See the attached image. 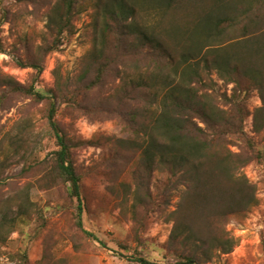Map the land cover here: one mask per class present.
I'll return each instance as SVG.
<instances>
[{"label":"rangeland","instance_id":"obj_1","mask_svg":"<svg viewBox=\"0 0 264 264\" xmlns=\"http://www.w3.org/2000/svg\"><path fill=\"white\" fill-rule=\"evenodd\" d=\"M96 1L77 5L72 30L64 32L61 44L44 57L43 70L34 83L36 89L54 88V73L71 89L83 86L79 80L83 69L81 58L92 48ZM49 2L0 0L3 17L0 69L25 85L35 74L31 67L20 66L18 61L26 63L33 52L39 56V45H43L45 38L49 41L45 27ZM210 4V0H178L171 7L160 5L158 11L142 6L144 9L139 10L137 20L149 26L157 22L160 38L179 51L188 37H193L194 44L206 38L203 33H197L202 31L200 18L210 11ZM209 41L207 38L203 45ZM196 61L203 71L202 79L193 85L205 89L216 104L230 110L235 82H224L213 67L207 71L201 56L191 60ZM144 65L139 57H128L110 70L95 88L82 87L78 102L72 104L66 94L63 99L56 98L55 118L65 134L85 141L72 149L71 159L80 175L86 203L81 215L82 225L98 240L85 237L74 225V202L68 196L67 185L42 179L56 148L45 121L48 100L36 101L14 94L4 108H0V219L14 215L20 201L19 192L24 187L29 189L30 200L20 225L12 231L11 226H0L5 238L0 245L1 264H138L132 259L138 256L168 264L181 259L180 253L169 248L167 240L173 225L172 211L179 204L183 186L174 177L168 182L159 167L147 182L148 195L145 188L139 189L133 183L137 146L144 142L140 122L152 113L155 103L142 100L138 93L122 94L117 90V83L122 76L137 78ZM169 75L172 80V73ZM162 83L160 81V87ZM236 91L239 96L234 100L248 111L242 120V134L250 137L261 153L259 160L242 168L255 185L258 201L246 217L227 223L226 229L237 239L233 249L218 253L202 264H264V128L257 133L253 123V112L261 105V99L256 88L245 93ZM198 124L212 134L204 124ZM238 133L225 134L226 146L236 153L243 144V135L239 130ZM16 135L28 142L26 146L38 160L45 158L47 162L41 161L39 166L21 173L34 156L22 157L21 150L15 157L2 161L3 150H9L10 139ZM10 197L14 199L11 204L6 202Z\"/></svg>","mask_w":264,"mask_h":264},{"label":"trees","instance_id":"obj_2","mask_svg":"<svg viewBox=\"0 0 264 264\" xmlns=\"http://www.w3.org/2000/svg\"><path fill=\"white\" fill-rule=\"evenodd\" d=\"M90 1L50 0L45 23L49 41L45 38L43 45H39V56L33 52L26 63L18 61L20 66L31 67L35 75L25 85L0 69V108H4L8 98L14 94L36 101L48 100L45 121L56 148L42 179H51L53 183L61 181L67 185L68 196L74 202V225L85 237L98 240L92 232L83 228L81 215L86 203L80 175L71 159L72 149L85 141L65 134L55 118L56 98L63 99L66 94V98L74 104L78 102L82 87L95 88L119 62L131 56L139 57L145 64L140 75L137 78L122 76L117 90L122 94L138 93L142 100L155 103L147 120L140 122L144 142L137 146L138 155L133 161L135 186L145 188L148 195L147 182L158 167L168 182L174 177L183 186L179 204L172 211L173 225L167 240L169 248L180 253L181 259L168 264H202L218 253L230 252L237 239L226 229L227 223L231 219L246 217L258 201L255 185L245 176L242 168L259 160L261 153L255 149L250 137L242 134V120L248 111L234 99L239 96L236 90L243 93L252 88L258 90L261 105L253 112V123L255 131L262 132L264 0H210V11L200 18L202 31L200 29L197 33H203L206 38L202 43H197L195 39L194 44L193 37H188L179 51L160 38L157 22L149 26L137 20V14L143 7L158 11L160 5L171 7L178 0H97L93 4L92 48L81 58L83 69L79 80L83 86L71 89L54 73V88L46 91L36 89L34 83L43 70L45 55L61 44L64 32L72 30L77 5ZM2 21L0 15V32ZM207 38L210 43L203 45ZM2 50L0 39V52ZM196 56H201L207 71L213 67L224 82H235L230 110L216 104L215 98L205 89L193 85L202 79L203 71L198 68V61L191 62ZM164 70L167 72L163 73ZM169 73L173 75L172 80H169ZM160 81L163 82L162 87ZM194 119H198L212 134ZM238 130L243 135V144L240 152L236 153L226 146L225 134H235ZM10 140L9 150H3L2 161L15 157L21 150L22 157L34 156L32 163L21 173L39 166L41 161L47 162L45 158L37 159L22 136L16 135ZM28 192V187L21 189L16 212L9 218L2 216L0 226H11L12 231L24 221L27 204L30 203ZM12 198L6 199V202L11 204ZM4 242V235L0 233V245ZM132 259L138 264H163L140 256Z\"/></svg>","mask_w":264,"mask_h":264}]
</instances>
